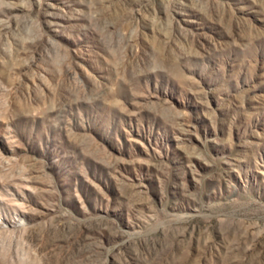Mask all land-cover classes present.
Here are the masks:
<instances>
[{"label":"rangeland","instance_id":"rangeland-1","mask_svg":"<svg viewBox=\"0 0 264 264\" xmlns=\"http://www.w3.org/2000/svg\"><path fill=\"white\" fill-rule=\"evenodd\" d=\"M0 264H264V0H0Z\"/></svg>","mask_w":264,"mask_h":264}]
</instances>
